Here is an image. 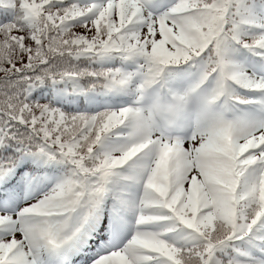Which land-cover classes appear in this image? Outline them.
I'll list each match as a JSON object with an SVG mask.
<instances>
[{
    "label": "snow or ice",
    "instance_id": "obj_1",
    "mask_svg": "<svg viewBox=\"0 0 264 264\" xmlns=\"http://www.w3.org/2000/svg\"><path fill=\"white\" fill-rule=\"evenodd\" d=\"M0 264H264V0H0Z\"/></svg>",
    "mask_w": 264,
    "mask_h": 264
}]
</instances>
